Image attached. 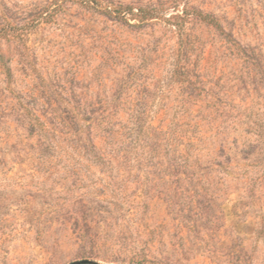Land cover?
I'll use <instances>...</instances> for the list:
<instances>
[{"label": "rangeland", "instance_id": "1", "mask_svg": "<svg viewBox=\"0 0 264 264\" xmlns=\"http://www.w3.org/2000/svg\"><path fill=\"white\" fill-rule=\"evenodd\" d=\"M98 2L221 28L64 0L27 36L12 87L41 119L0 74V264H264V0Z\"/></svg>", "mask_w": 264, "mask_h": 264}, {"label": "trees", "instance_id": "2", "mask_svg": "<svg viewBox=\"0 0 264 264\" xmlns=\"http://www.w3.org/2000/svg\"><path fill=\"white\" fill-rule=\"evenodd\" d=\"M64 0H59L54 3V7L51 11L44 14L43 10L30 16V18L17 19L13 18L10 14V10L7 7H3V2L0 1V74L6 79L8 89L10 93L19 100L21 103L25 115L34 122H40L41 114H39L36 107L33 104L23 103L24 99L20 94L16 93L12 85L14 84V69L13 62L15 58L20 55L21 50H25V41L27 36L32 33L38 26L45 22L51 17L52 11L56 8H60ZM80 4L89 5L92 8H100L104 14L115 17L117 19L126 20L128 15L131 19H138L140 23L156 19L163 18L165 21L173 18V26L176 30H182L185 23L191 19H197L200 22L212 26L214 28H221L218 20L210 15L202 13L200 10L195 8H184L181 10V14L177 12L178 10L174 7V11L177 12L175 15H169L165 17V11L167 9L161 8H134L131 6H119L113 7L111 5H101L98 0H79ZM50 7V5H49ZM54 9V10H53ZM136 10V13L134 12ZM4 41V42H3ZM5 47V49L3 48Z\"/></svg>", "mask_w": 264, "mask_h": 264}, {"label": "water", "instance_id": "3", "mask_svg": "<svg viewBox=\"0 0 264 264\" xmlns=\"http://www.w3.org/2000/svg\"><path fill=\"white\" fill-rule=\"evenodd\" d=\"M70 264H100V263L85 259V260L75 261Z\"/></svg>", "mask_w": 264, "mask_h": 264}]
</instances>
